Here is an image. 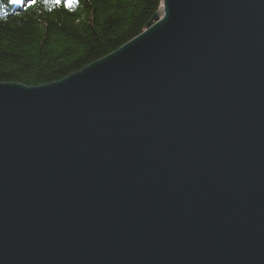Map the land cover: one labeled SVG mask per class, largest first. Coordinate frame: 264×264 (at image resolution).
I'll use <instances>...</instances> for the list:
<instances>
[{
    "label": "water",
    "instance_id": "water-1",
    "mask_svg": "<svg viewBox=\"0 0 264 264\" xmlns=\"http://www.w3.org/2000/svg\"><path fill=\"white\" fill-rule=\"evenodd\" d=\"M118 50L0 83V264H264V0H164Z\"/></svg>",
    "mask_w": 264,
    "mask_h": 264
},
{
    "label": "trees",
    "instance_id": "trees-1",
    "mask_svg": "<svg viewBox=\"0 0 264 264\" xmlns=\"http://www.w3.org/2000/svg\"><path fill=\"white\" fill-rule=\"evenodd\" d=\"M164 0H0V83L37 87L140 35Z\"/></svg>",
    "mask_w": 264,
    "mask_h": 264
},
{
    "label": "rangeland",
    "instance_id": "rangeland-1",
    "mask_svg": "<svg viewBox=\"0 0 264 264\" xmlns=\"http://www.w3.org/2000/svg\"><path fill=\"white\" fill-rule=\"evenodd\" d=\"M162 9H163V8H162ZM162 9H161V10H162ZM161 10H160V11H161ZM160 11H158V12H160ZM158 12H157V13H158ZM155 15H156V14H155Z\"/></svg>",
    "mask_w": 264,
    "mask_h": 264
}]
</instances>
